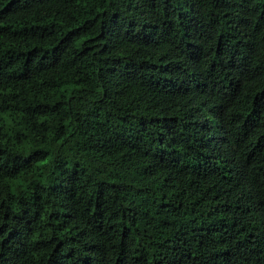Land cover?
Masks as SVG:
<instances>
[{
  "label": "trees",
  "instance_id": "1",
  "mask_svg": "<svg viewBox=\"0 0 264 264\" xmlns=\"http://www.w3.org/2000/svg\"><path fill=\"white\" fill-rule=\"evenodd\" d=\"M0 264H264V0H0Z\"/></svg>",
  "mask_w": 264,
  "mask_h": 264
}]
</instances>
